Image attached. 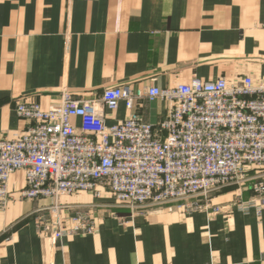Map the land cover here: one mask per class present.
<instances>
[{"label": "crops", "instance_id": "crops-1", "mask_svg": "<svg viewBox=\"0 0 264 264\" xmlns=\"http://www.w3.org/2000/svg\"><path fill=\"white\" fill-rule=\"evenodd\" d=\"M245 76L264 83V0H0L2 138L28 126L15 113L18 100L45 110L64 90L89 101L119 86ZM167 110L155 100L137 111L155 126ZM106 113L107 125L127 114L122 102ZM249 177L240 190L211 194L218 212L118 208L105 193L63 196L61 214H80L93 230L55 239L40 226L52 202L22 199L24 174L16 172L0 202V264H264V208L236 206L256 198L254 184L264 186V171Z\"/></svg>", "mask_w": 264, "mask_h": 264}, {"label": "built area", "instance_id": "built-area-1", "mask_svg": "<svg viewBox=\"0 0 264 264\" xmlns=\"http://www.w3.org/2000/svg\"><path fill=\"white\" fill-rule=\"evenodd\" d=\"M155 100L168 110L152 126L137 110ZM121 102L126 116L107 125L106 112ZM14 110L28 126L11 139L0 137V202L10 197V177L23 172L21 198L52 202L40 226L55 239L93 230L82 215L61 214L63 196L105 193L118 208L175 205L189 214L218 212L211 194L240 190L250 171H264V83L246 76L193 79L166 89L119 86L89 101L64 90L57 106L44 110L18 100ZM253 190L256 198H238V209L264 208L263 184Z\"/></svg>", "mask_w": 264, "mask_h": 264}]
</instances>
